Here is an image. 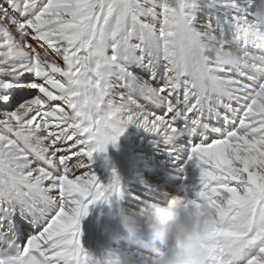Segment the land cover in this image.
Instances as JSON below:
<instances>
[{"label": "snow or ice", "instance_id": "6c2138e0", "mask_svg": "<svg viewBox=\"0 0 264 264\" xmlns=\"http://www.w3.org/2000/svg\"><path fill=\"white\" fill-rule=\"evenodd\" d=\"M254 8L0 0V264H126L86 252L80 221L108 189L122 197L116 173L102 184L91 164L130 125L167 149L182 174L177 191L214 210L184 248L188 264H264V43L247 31ZM238 34L240 61L216 69L213 45L230 47ZM214 70L219 90L207 78Z\"/></svg>", "mask_w": 264, "mask_h": 264}, {"label": "clouds", "instance_id": "9594fccd", "mask_svg": "<svg viewBox=\"0 0 264 264\" xmlns=\"http://www.w3.org/2000/svg\"><path fill=\"white\" fill-rule=\"evenodd\" d=\"M247 31L264 43V0H255V8L247 23ZM241 35L238 34L232 46L213 45L216 69L238 63L241 53L237 47ZM208 81L220 89L218 71L207 74ZM187 194L176 192L166 204H153L140 214L120 210L116 221L129 236L143 231L154 245L160 247L156 257H142L136 264H188L184 248L196 242L197 235H202L204 222L211 219L214 210L206 201L196 208L190 203ZM179 242L180 246H176Z\"/></svg>", "mask_w": 264, "mask_h": 264}, {"label": "bare ground", "instance_id": "6f19581e", "mask_svg": "<svg viewBox=\"0 0 264 264\" xmlns=\"http://www.w3.org/2000/svg\"><path fill=\"white\" fill-rule=\"evenodd\" d=\"M224 27L227 28L228 31L231 30L229 26L227 25H225ZM224 40L226 42H230L231 39H228V37L224 36ZM141 103H143V101H141ZM153 139L154 137L150 135L149 133L145 132L143 129H139L134 125H130L126 129L124 134L119 137L118 142L115 147H113L110 144L107 146L106 153H100L98 155H94L91 166H92V170H94L95 174L97 175L99 181L102 184L107 185L110 180L111 174L115 172L120 180L121 189H122V197L124 196L125 198L127 197L128 198L127 200H125L127 201V203H125L124 206H121L122 198L118 199L117 196L114 193H112L111 189H108L107 193L104 194L103 199L101 201H98L95 205H92L89 208V215L81 219V222H82L81 239L87 230V225L90 221L93 211L95 212L96 218L105 216L107 219V223L113 226H119L116 221V216L121 209L124 210L125 212L136 213V211L133 209L134 207H132L135 205V201H138L137 198H133V196L136 194V191H132L133 189H135V187L133 186V183L141 182L142 179L140 177L144 173H151L153 175L152 171L149 170L150 166L147 167L146 166L147 163L144 162L143 159L154 160L153 164L160 163V162L162 163L161 165L162 169L157 168V171L154 174L156 176L157 175L161 176V177H155L156 178L155 181L157 183H160V182L162 183L164 181V175L166 174L172 175V174L179 172L178 166L172 162L171 158L169 157L167 153V149L162 145H160V147L163 149V151H160V152H162L161 157H163L165 160L163 161V159L162 160L157 159L156 161V158H154L155 156L157 158H160L159 154L156 152L159 147L156 148L155 146H153V143H152ZM156 146H159V144H157ZM153 147H154L153 153H149V151ZM143 153H145L144 157L141 160L143 161V165L139 166L138 165V162H139L138 155H141ZM150 156H153V158ZM124 165H127V170L123 169ZM171 178L175 179V177H171ZM176 180H178V178ZM144 182L146 181L144 180ZM158 185H161V184H158ZM126 188L128 189L127 192H125L124 190ZM151 188L153 189L152 192L157 190L153 185H151ZM145 191L151 192L148 190H145ZM138 197L142 199L143 195L142 194L141 196L138 195ZM158 200L161 201L158 203L168 201V200L160 199V198H158ZM136 207L138 206L135 205V208ZM114 236L116 238H120L119 235L115 234ZM126 240L127 239L122 240L123 242L122 251H119L114 254L115 256H118L122 262H126V264H132V262H137L139 258L141 257H153V258L156 257V253L153 250L144 249L142 246L132 244L131 242L126 241ZM129 246L130 247L136 246L138 248H141L142 250L146 251L148 255L142 254L139 257L138 252L134 250L133 252H130L132 254L131 256H129L126 254L128 251H130L128 249ZM122 254H125L123 258L121 256Z\"/></svg>", "mask_w": 264, "mask_h": 264}, {"label": "rangeland", "instance_id": "374dc122", "mask_svg": "<svg viewBox=\"0 0 264 264\" xmlns=\"http://www.w3.org/2000/svg\"><path fill=\"white\" fill-rule=\"evenodd\" d=\"M198 21H199V23H204L205 22V16H204V13L203 12H201L200 14H198ZM224 36H228V37H231L232 36V31L231 30H227V28H225L224 27ZM224 36H223V39H224ZM228 39H231V38H228ZM137 70H139V69H133V71H135L138 75H142L143 73H140L139 71H137ZM156 148L157 147H160V145L159 146H155ZM159 149H162V148H159ZM153 150H154V147L149 151V153H153ZM159 153V152H158ZM144 154L145 153H143V154H141V155H138L139 157H138V160H139V162H140V165L143 163V161H141L142 160V158L144 157ZM146 154H148V153H146ZM160 154H161V152H160ZM157 159L158 160H160L159 158H156V161H157ZM150 163H151V161L153 162L154 160H148ZM139 162H138V164H139ZM152 165V169H156V166H157V168H159V169H162V167H161V165H162V163L160 162V163H156V164H150V166ZM126 166H124V168H125ZM135 167V166H134ZM133 167V168H134ZM91 168H92V166H91ZM94 169V168H93ZM93 172H94V170H93ZM133 172H135V171H133ZM95 173V172H94ZM139 173V172H138ZM141 178V177H140ZM146 178H149L148 176H146ZM142 179V181L141 182H135V183H133V186L135 187V189H133L132 191H136V194L133 196V198H137L138 199V201H142V202H144V203H147L149 206L150 205H153V204H159L158 202H161V201H159L158 200V197H155L154 195H153V193H152V191H153V189L151 188V185H153L158 191H161V192H163V196H165V197H169V196H171V195H175V193L173 192V191H171L172 189L171 188H168V189H166L165 191H162L161 189H165V185H163L164 184V182H162V183H157L156 181H155V179L156 178H154V179H147V183L146 182H144V180H143V178H141ZM153 180V181H152ZM146 181V180H145ZM154 181H155V183H154ZM148 184H150V185H148ZM158 184H161V185H158ZM176 186L177 187H179L180 185H181V183H180V181H177L176 183ZM159 188H158V187ZM176 187V188H177ZM161 188V189H160ZM139 189H140V191H139ZM125 190V192H127V188L126 189H124ZM145 190H148V191H151V192H146ZM177 191V190H176ZM141 194L143 195V197H142V199H140L139 197H138V195L139 196H141ZM122 198V197H121ZM125 198V197H124ZM128 198V197H127ZM127 198H125V200H127ZM142 202H139V203H142ZM126 203H127V201H126ZM163 204H166L167 202H162ZM146 204V205H147ZM137 205H139V204H137ZM147 205V206H148ZM148 206V207H149ZM132 207H135V205L134 206H132ZM136 209L137 210H140V211H142V210H147V209H142V208H140V206L139 207H136ZM136 213L137 214H140L138 211H136ZM128 249L130 250L129 252H133L134 250L136 251V252H138V254H139V257L142 255V254H144V255H148V253L146 252V251H144V250H142L141 248H138V247H136V246H133V247H128ZM127 255H129V256H131V254H129L128 252L126 253Z\"/></svg>", "mask_w": 264, "mask_h": 264}]
</instances>
